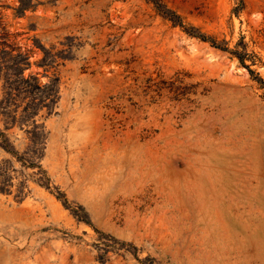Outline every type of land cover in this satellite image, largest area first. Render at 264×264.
I'll return each instance as SVG.
<instances>
[{
  "label": "rangeland",
  "instance_id": "374dc122",
  "mask_svg": "<svg viewBox=\"0 0 264 264\" xmlns=\"http://www.w3.org/2000/svg\"><path fill=\"white\" fill-rule=\"evenodd\" d=\"M158 1L262 80L152 0H0L58 89L36 143L0 109V264H264V0Z\"/></svg>",
  "mask_w": 264,
  "mask_h": 264
},
{
  "label": "trees",
  "instance_id": "16d2710c",
  "mask_svg": "<svg viewBox=\"0 0 264 264\" xmlns=\"http://www.w3.org/2000/svg\"><path fill=\"white\" fill-rule=\"evenodd\" d=\"M152 1L159 12L167 16L173 23L181 25L189 34L198 36L201 39H207L213 45L235 54L239 61L248 67V70L253 77L262 80L256 69L249 67V64L244 62L247 57L251 62H256L257 60L256 54L253 51L247 50V46L244 42H242L241 48H238L237 46L231 48L228 45L223 44L224 41L223 43L217 41L216 38L198 31L193 25L185 24L179 14L174 10L167 8L158 0ZM33 5L34 3L31 2V0H19L18 6L15 7V12L21 14L26 8ZM12 49L13 48H8L4 45L0 46V88L2 91L0 109L1 112L6 115L4 120L6 125L14 123L17 120L20 122V125L22 124L21 121L31 124L29 129L32 131L31 139L36 143L35 128L37 123L35 122L34 115L38 112L40 107L46 106L48 110L53 108V104L58 95V89L55 84L57 76L51 77V81L41 85L38 83L35 75L31 73L26 76L23 75L24 67L29 64L28 56L20 51L12 53ZM20 105L21 109L18 113ZM0 144L7 150H14L8 136L2 130H0ZM34 149L36 150L35 147ZM10 184L11 176H8L6 170L0 166V189L7 190ZM18 191L20 192V190Z\"/></svg>",
  "mask_w": 264,
  "mask_h": 264
}]
</instances>
